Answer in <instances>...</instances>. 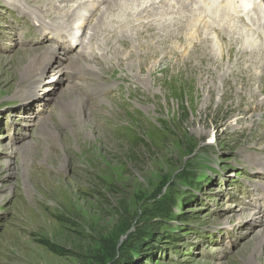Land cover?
I'll list each match as a JSON object with an SVG mask.
<instances>
[{
	"label": "rangeland",
	"instance_id": "1",
	"mask_svg": "<svg viewBox=\"0 0 264 264\" xmlns=\"http://www.w3.org/2000/svg\"><path fill=\"white\" fill-rule=\"evenodd\" d=\"M155 12L161 15L165 10ZM21 20L28 19L18 23L31 33L32 28ZM158 21L152 16L153 26L137 28L144 32V39L128 27L120 28L116 38L124 39L127 47L122 53L126 60L115 68L121 66L149 92V109L140 123L124 109L116 111L120 123L132 124L129 134L111 133L97 122L93 111L86 118H74L75 127L62 132L52 119L60 113L49 111L53 106L45 104L57 140L31 145L34 151L26 164L27 158L3 148L8 140L0 132V153L7 155L0 158V264H167L172 257L175 264H264V243L259 253L253 249V242L264 235V223L251 225L263 218L243 205L250 199L247 193L259 189L254 183L236 184L245 194L233 183L227 190H220L221 184L202 187L197 194L203 198L186 201L174 229L156 202L164 194L176 197L182 189L191 191L193 186L178 181L176 175L184 166L200 161L202 155L197 156L196 149L201 144L212 146L211 151L224 160L232 156L229 161L245 148L264 145V95L258 83L264 55L253 54L250 61L240 44L232 49L218 46L211 21L200 25L192 42L187 23L178 30L177 24L163 27L156 25ZM14 37L11 32L3 34L5 40ZM37 45L17 41L8 52L0 53V105L14 99L19 81H24L20 79L36 68L31 65ZM115 58L116 54L114 63ZM108 71L112 73V68ZM56 74L53 65L50 76ZM47 79L45 74L43 80ZM61 89L56 86L50 91L52 104ZM51 144L60 151H52ZM17 171L24 174L9 176ZM25 182L35 192L32 206L19 197L22 191L30 192L23 188ZM9 184L11 190H7ZM244 210L256 220L248 218L243 223L245 218L238 216ZM187 224L211 230L213 236L226 224L232 229L224 234L226 246L215 245L204 238L208 234L187 235ZM171 240H175L169 245L173 250L164 257L159 249ZM244 246L251 250L245 252ZM201 250L210 253L212 260H203ZM218 251H225L227 257L215 262Z\"/></svg>",
	"mask_w": 264,
	"mask_h": 264
},
{
	"label": "bare ground",
	"instance_id": "2",
	"mask_svg": "<svg viewBox=\"0 0 264 264\" xmlns=\"http://www.w3.org/2000/svg\"><path fill=\"white\" fill-rule=\"evenodd\" d=\"M208 1V0H207ZM180 8H181V10H183V11H185L186 9H187V6L185 5V3H184V1H181L180 0ZM207 4H208V7H209V13H212L213 12V9H212V4L208 1L207 2ZM247 4H249V3H247ZM247 4H245L242 8L243 9H245L248 5ZM106 9H107V7H106ZM200 10H202V8H199ZM103 14V11L101 12V15ZM185 20H186V16H184L183 17ZM103 26L104 25V23H103V20L101 19V21H100V23H99V25L98 26ZM177 28H178V30H180L181 29V25H179V26H177ZM198 48H199V46H198ZM24 50H26L27 51V49H23L22 51H23V53H25L24 52ZM19 51V50H18ZM35 52V51H34ZM31 54V53H30ZM22 55V54H21ZM27 55V54H26ZM35 55V54H34ZM33 55V56H34ZM36 56V57H35ZM34 56V60H35V63L33 62L32 63V67L33 68H35V66H36V68L35 69H33V71L30 73V75L28 76V77H21L22 79H20V80H24L23 82H25V85L27 84H29L30 85V87H33V88H35L36 90L37 89H39V87H41L42 88V91L43 92H46V94H45V96H46V98H44V100H43V104L45 105V104H49L48 106H53L49 111H51L52 109V111L53 112H58V113H60L61 115H63V116H65V117H67V116H69V115H71V114H73V113H68L67 114V112L68 111H74V110H77V111H83V113H86V115H88L89 114V110L87 109V110H83V107H82V102H81V96L79 95V93H78V91H76V90H74V89H72V88H70L69 86H67L63 81H62V78H61V76H59V77H56V79H54L52 82H50V83H48L47 85H42V84H40L39 83V75L38 74H40V73H44V71L46 70L47 71V73H46V76H48L49 78H50V74H51V67H48L47 69L45 68V66H46V64L45 63H43V61H42V59L40 58V55L39 54H36ZM22 57V56H21ZM20 58V57H19ZM33 58V57H32ZM28 59V58H27ZM26 59V60H27ZM15 60H16V58H15ZM22 60V59H21ZM20 60V61H21ZM31 60V59H30ZM19 61V62H20ZM23 61V60H22ZM17 62V61H16ZM18 63V62H17ZM29 64V63H28ZM28 64H25V66L27 65V69H29L28 67ZM31 64V63H30ZM22 66V65H21ZM25 71H27V70H25ZM26 75H27V73H26ZM25 75V76H26ZM20 84H21V81H19V84H18V86H17V93L19 94V96L21 95V93H22V90L20 89ZM56 84H58V87H62V89L60 90V91H57V93L55 94L56 95V102L54 103V104H52V100L54 99V94H50V91L55 87V85ZM62 92H65L64 94H66L65 96H63V94H61ZM69 92H70V94H69ZM15 94L14 95V98L15 97H17L18 96V94ZM24 99H29L28 97H23ZM12 101V100H11ZM49 101H50V103H49ZM8 99H7V101L6 102H4V103H6V104H3V105H0V108H3L6 112H9L11 115H13V116H15V113L12 111V112H10V111H8V109H9V107L11 106L10 104H8ZM55 114H53V116H54ZM52 116V117H53ZM47 119H49L50 120V122H47ZM52 123V120H51V118L48 116V114L46 113L45 114V116L44 117H42L41 119H40V121L37 123V128L38 129H41V130H43V132H44V134L47 136V138H48V141L49 140H51V139H56L57 140V137L55 136V134L57 133V131H56V133H55V131H54V133L52 132V130H54V128H53V125L51 124ZM229 129V128H228ZM47 141V142H48ZM31 143V144H30ZM33 141H27V142H23V143H21V144H19V145H17L16 147H14V148H11L10 149V154L12 153L13 155L15 154V156L16 155H21V157L22 158H27L26 159V164H28L29 163V158L28 157H30V154L34 151V149H33ZM35 144V143H34ZM32 145V146H31ZM41 145H45V144H41ZM44 152L46 153L47 152V150H45V151H43V152H40L41 153V155L43 156V154H44ZM75 153V152H74ZM38 156V155H37ZM4 164H6V165H8L9 164V161L6 163V162H4ZM18 170H19V168H18ZM49 173H54V172H49ZM24 173L23 172H20L19 171V173H18V171L16 172V173H10L9 174V176L10 177H20V176H22ZM1 176H3V175H1ZM222 187H221V189L220 190H224V189H226L228 186H229V184L228 183H226V182H224L223 183V185H221ZM12 185L11 184H9L8 186H7V190H11L12 189ZM16 189V188H15ZM231 189V188H230ZM227 190V189H226ZM229 192V191H228ZM230 193V192H229ZM246 210V209H245ZM245 210L244 211H242L241 212V214H240V216H238V218L239 217H244L245 219H247V218H251L252 220H256L253 216H252V214H248L247 212H245ZM258 212L257 211H254L253 212V215L255 216L256 214H257ZM254 226H260L261 224H263L264 223V220L263 219H258V221H254ZM264 231V230H263ZM262 231V232H263ZM259 232H260V230H259ZM257 241V242H256ZM255 242H253V249H254V252L256 251L257 253H259V251L261 250V245L264 243V235L263 234H261L259 237H258V239L256 240ZM250 247L251 246H244L243 247V250L245 249L246 251L245 252H249V250H251L250 249ZM252 252V251H251ZM254 252H252V253H254ZM261 260V259H260ZM259 261V260H258Z\"/></svg>",
	"mask_w": 264,
	"mask_h": 264
},
{
	"label": "trees",
	"instance_id": "3",
	"mask_svg": "<svg viewBox=\"0 0 264 264\" xmlns=\"http://www.w3.org/2000/svg\"><path fill=\"white\" fill-rule=\"evenodd\" d=\"M167 214H168V212H167L166 210H163V212H162V216L166 217Z\"/></svg>",
	"mask_w": 264,
	"mask_h": 264
}]
</instances>
